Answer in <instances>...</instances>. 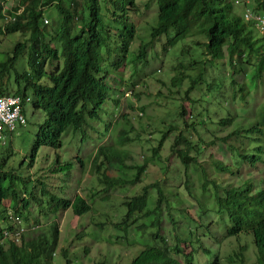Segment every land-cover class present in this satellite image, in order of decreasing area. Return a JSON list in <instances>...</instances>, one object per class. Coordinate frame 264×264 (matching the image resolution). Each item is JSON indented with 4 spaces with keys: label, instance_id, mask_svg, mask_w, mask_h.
Here are the masks:
<instances>
[{
    "label": "trees",
    "instance_id": "trees-1",
    "mask_svg": "<svg viewBox=\"0 0 264 264\" xmlns=\"http://www.w3.org/2000/svg\"><path fill=\"white\" fill-rule=\"evenodd\" d=\"M12 1L14 0H0V36L20 32L22 38L15 44L10 57L0 62V94L8 92L11 69H14L18 57L25 49H28L29 69L26 68L22 72L14 69V80L20 83L14 93L23 97L24 113H26L27 98H30L34 112L42 110L44 119L35 132L37 140L34 142L24 175L13 172L11 169L6 170L5 168L9 165L8 160H0V204L9 197L14 202L13 205L5 207L4 221L8 223L11 219V214L8 212L12 210L17 217L16 221H11L4 227L0 221V240L3 233L2 227L10 232L9 239L5 241L8 247L3 245L4 241L0 242V264H54L53 259L58 252L60 239L59 225L53 222L49 234L42 232L41 229L37 233L40 222L35 216L43 207L44 201L51 200L54 208H71L76 216L94 215L99 207L97 198L100 193L113 186L121 185L122 188L127 184L140 182L141 175L145 171V164L138 165L131 178L125 174L121 177L106 176L108 171L104 170L102 175L99 173L102 185L100 190L92 188L86 195H81L77 193L78 190L72 189V194L68 197L62 194L59 202L55 196L57 194L55 189L59 190L55 183L56 179L65 176L77 178L85 170L82 168L83 161L79 155L76 156V160L66 158L64 137L67 133L74 132L81 134V140L85 139L87 136L85 130H95L90 122L96 123L100 120L98 111L103 108L105 110L108 104L106 99L119 103V99L112 97V88L107 82L110 70H103L102 63L107 55H111L113 50H116L117 55L111 65L114 64L116 70L123 67L125 55L129 53L136 37V25L131 19V13H136L140 5L137 0H81L80 2L70 0L68 4L64 0H30L29 3L21 0L16 6L13 4L10 6ZM152 1L158 6L157 20L152 26L149 40L141 43L136 52L139 59L148 57V45H154L155 40L162 35H166L167 38L165 48L180 39L197 37L192 41V45L203 47L206 64L221 60L222 65L231 68L229 75L234 78L232 83L239 84L238 88L233 90V94L238 95V100H244L240 94L244 87H247L249 91L258 90L257 80L264 74V36L257 35L253 17H247L249 4L246 0ZM255 1L254 12L264 15V0ZM235 2L244 5V14L240 15L234 11ZM69 4L74 6L70 7ZM50 5L56 7L58 17L50 11L45 14L44 8ZM79 7L81 11L78 10ZM6 16L11 18L9 22L5 21ZM55 17L59 18V23L54 28L48 29L45 20ZM107 17L115 26L107 21ZM75 19H79L78 31L74 29ZM200 36L204 37V40H200ZM114 43H117L120 52L118 49H112ZM190 52L191 47H187L182 53L190 54ZM190 63L197 64V61L192 59ZM118 74L121 75V72ZM242 77L246 78L245 82L241 81ZM201 78L202 75H198L192 80V85ZM172 80L175 85V79ZM23 84L24 88L21 89ZM30 87L31 93L28 92ZM114 106L117 107L115 104ZM239 107L243 119L253 112L248 103ZM257 107L258 110L254 114L255 124L251 126L247 119L249 127L244 129L249 138L254 134L251 141L257 140V145L244 149L239 147L242 145L235 146L232 143L231 139L236 138L243 130L237 127L239 124L235 126L237 128L216 136L210 142L221 143L224 149L229 147L233 156L231 158H241L245 162L259 159L260 162L264 161V100L258 102ZM178 117L180 122L171 124L167 131H179L174 137L171 151L186 168L193 164L197 170H201L205 179L203 187L213 185L199 156L194 154V152L198 154L202 152L201 144L206 140L201 136L197 123L192 121V113L188 114L185 106L182 105L178 109ZM228 122L233 123V117L220 120L221 125ZM244 123L240 122V124ZM184 126L187 129H184ZM106 129L109 130L108 125ZM183 130L188 132L183 134ZM133 131L131 124L125 131H117L115 138L119 145L124 142H133L134 138L130 136ZM12 132V129L2 126L0 143L6 144L5 138L9 137L8 140H10ZM195 134L197 137L194 136ZM161 145L162 142H159L156 147H153V156L158 155ZM43 146L54 149L53 158L49 163L44 155L43 163L39 166L37 154ZM99 148V153L108 157L111 162L121 161L119 153L112 144H100ZM75 164H78L80 169L75 168ZM32 167L37 168L32 174H27L29 178L25 175ZM3 178L6 180L4 181ZM84 178L78 179V182L82 183ZM260 180L264 182V177ZM153 188H157V208L162 207L167 196L156 181L144 186L130 197L131 201L128 204L131 211L135 213L143 211L151 195L150 190ZM185 188L187 195L193 194L190 188L195 190V185H191L187 179V173ZM213 202L214 206L204 208L200 211V215L207 216L211 212H216L224 216L226 236H237L242 233L251 235L257 252L256 263L264 264V184L255 189L249 178L237 185L228 183L224 186L222 183L219 191L214 190ZM34 205L37 207L31 209ZM24 211L27 213L22 217ZM131 211L119 224L127 223L133 218ZM30 217L33 219L32 222L29 221ZM27 223H29L28 226ZM201 228L202 236L210 233L206 228ZM193 231L188 239H178L179 243L184 242L183 247L179 243L172 246L176 252L184 253L185 263L172 258L168 247L164 249L148 245L129 264H220L222 262L220 255L209 247H205L203 240ZM12 233L19 236L20 243L12 240L14 238ZM32 233H35L34 236L31 235ZM81 234L84 232L79 235ZM156 236L157 232L152 234L153 238ZM163 239L166 240L165 237ZM246 249L247 244L240 245L234 254L227 256L228 263L245 264ZM59 252L67 257L64 248ZM66 264H70L69 258L66 259Z\"/></svg>",
    "mask_w": 264,
    "mask_h": 264
},
{
    "label": "rangeland",
    "instance_id": "rangeland-1",
    "mask_svg": "<svg viewBox=\"0 0 264 264\" xmlns=\"http://www.w3.org/2000/svg\"><path fill=\"white\" fill-rule=\"evenodd\" d=\"M19 1L21 0H14L9 5L16 6ZM26 1L27 3L30 2V0ZM64 1L67 4L70 2V0ZM73 1L80 2L81 0ZM137 2L140 5L139 10L136 13H131V19L136 25V37L131 44L129 53L125 55L126 60L123 67L116 70V66L111 65L117 55L116 50H113L111 55H107L102 63L103 70H110L107 82L112 88V97L119 99V103L106 99V102L108 101V104H106L107 109L104 110L103 108L98 111L100 120H97L96 123L94 121L90 122L95 130H85V133H87L85 139L81 140V134L74 132H69L64 137L66 158L76 160V156L80 154L83 160L82 168H85V170L77 178L65 176L56 179L55 183H57L59 190L55 189V191L59 195L55 194V196L57 202H59L60 196L65 194L68 197L72 194V189L78 190L77 193L81 195H86L89 189L92 188L100 190L102 187L96 170H107L108 175L112 177H121L124 173L131 178L134 176L135 169L121 171L116 161L110 164L102 162L100 167H95L94 156L100 144H112L113 148L121 155L126 168L129 165L136 166L145 163L146 167L142 180L133 185L112 188L107 193H100L97 198L99 203L97 212L87 217L76 216L71 208H54L51 200L49 202L44 201L43 207L35 216L40 222L37 233L41 229L42 232L49 234L53 222L59 225L60 239L58 252L53 259L54 264H66L67 258H69L70 264H128L133 256L146 246L147 238L157 229L156 225L153 224L160 215L156 209V189L151 191L148 204L144 210V212L149 213L139 218L128 231L122 227L116 228L111 224L122 222L127 215L128 208L123 203L124 198L133 196L144 185L157 180L167 191V201L170 209L165 206L162 208V234L167 237L169 244L177 242L178 237L187 238V222L192 219L194 223L199 222L197 227L202 226L210 231L209 234L202 236L203 245L220 255V259H222L220 264H229L227 256L234 254L240 245L245 243L247 244L245 264H257V252L252 237L247 234L226 236L224 216L216 212H211L207 216L200 215L199 202H189L187 200V190L184 185L187 173V178L189 177L192 184L195 185V190L190 188L193 191L192 196L197 199L205 195L206 197H202L203 199L206 198L203 206L204 208H210L214 206V190L219 191L222 183L224 186L228 183L237 185L249 178L252 180L255 189L264 184L260 180L264 177V161L260 162L259 159L245 162L241 158H231L230 153L232 152L229 147L224 149L223 144L210 142L216 136L240 127L243 130L238 133L236 138L231 139L235 146L242 145L239 147L245 149L258 144L257 140L251 141L254 134L249 138L244 129L248 128L249 124L252 126L256 122L254 114L258 110L257 103L264 100V74L257 80L258 90L255 92L249 91L247 87H244L240 93L244 100H238V95L233 94V90L237 89L239 84L234 85L232 83L234 78L229 75L231 68L222 65L221 60L206 64L207 59L204 57L203 47L192 45V41L197 37L180 39L165 48L167 38L166 35L161 36L160 39L155 41V45L152 47L148 45V57L139 59L136 52L140 44L147 42L150 38L152 26L157 20L158 6L152 0H137ZM255 2V0H249L248 6L253 11L256 8ZM69 6L73 7L74 5L69 4ZM44 10L46 11L45 14L50 11L58 17L54 5L47 6ZM78 10L81 11L82 9L79 7ZM234 11L242 15L245 12V7L243 4H235ZM57 17L48 18V29L54 28L59 23ZM107 21H110V19L108 18ZM110 23L115 26L113 22L110 21ZM74 29L76 31L80 29L79 19H75ZM256 33L258 36H264L258 30H256ZM200 37V40H204V37ZM21 38L20 32L0 36V62L5 61L11 55L16 46L15 44ZM187 47H191L190 54H183V49L186 50ZM112 49H118L117 43L113 44ZM27 57L28 54L25 51L15 63L14 69L19 72L25 71L26 68L29 69ZM192 59L196 60L197 64H191ZM14 69H11L10 75V84L13 86L9 85V91L12 92L20 84L14 80ZM119 72H121V75L118 74ZM200 74L202 75L201 80L192 85V80ZM172 79H175V85ZM245 80L246 78L242 77L241 81L245 82ZM20 88L23 89L24 84ZM128 91H131L132 94L127 96ZM28 92H32L31 87ZM106 95L108 97V93ZM247 103L251 106L253 112L243 119L239 106ZM182 105L185 106L188 114L192 113V121L197 123L201 136L206 140L201 144L203 147L202 152L199 154L194 152V154L199 156V160L203 163L213 185L203 187L205 179L201 170H197L193 164L186 168L177 155L170 150L174 137L179 131H167L171 124L180 122L178 109ZM141 111L142 115L139 116L138 112ZM26 117L27 124H17L10 140H8V137L5 138L6 144L0 143V160L7 159L9 164L5 169H11V171L21 175L25 174V168L31 158L33 145L37 140L35 132L43 122L44 113L42 110L34 112L32 104L29 102L26 105ZM188 117L190 116L188 115ZM231 117H233V123L220 124L222 118ZM247 119H249V124L246 121ZM240 122L245 123L240 124ZM129 124L134 128V131L130 133V136L134 138V142H124L119 145L115 138L116 132L125 131ZM106 125H108L109 130L106 129ZM184 129H187V127L184 126ZM184 132L187 133L188 131L183 130V134H185ZM194 136L197 137L196 134ZM159 142H162L160 156L157 155L153 158L152 149L150 148L157 146ZM53 151L54 149L51 147H41L37 154V165L40 166V163L42 165L44 155L50 163L53 158ZM74 167L80 169L78 164H75ZM36 168H30L25 176L32 174ZM82 177L89 178H84L83 182L79 183L78 179ZM3 180L5 181L6 178H3ZM171 189L173 192H171ZM104 195L107 196V199L102 198ZM13 203L9 197L0 204V221L3 227L11 223V220L5 223L4 211L5 207L11 206ZM36 205L32 206L31 209L36 208ZM11 213H14V210ZM25 213L27 212L22 213V217ZM169 215L174 216L176 223L168 220ZM29 221H33L32 217ZM184 225H186L185 231L182 229ZM81 232H84V234L79 235ZM193 232L196 235L202 233L201 229ZM34 234L31 235L34 236ZM2 240L5 242L8 239L3 237ZM158 240L156 243H158ZM148 242L153 243L152 240ZM3 245L8 247L7 242ZM62 248L66 250L67 257L59 252Z\"/></svg>",
    "mask_w": 264,
    "mask_h": 264
},
{
    "label": "clouds",
    "instance_id": "clouds-1",
    "mask_svg": "<svg viewBox=\"0 0 264 264\" xmlns=\"http://www.w3.org/2000/svg\"><path fill=\"white\" fill-rule=\"evenodd\" d=\"M247 2H248V4H249V0H246ZM235 4H237V2H235ZM248 14H249V17L248 18H251V17H253V22L255 23V26H256V29L260 32V33H262V34H264V15L263 14H260L259 12H254L252 9H250V7H249V10H248ZM7 17H9V16H6V19H5V21L6 22H9V21H7ZM48 20V19H47ZM49 21V20H48ZM47 23V22H46ZM5 36V35H4ZM162 36H164V35H162ZM161 37V36H160ZM160 37H158L157 39H160ZM193 38V37H192ZM156 39V40H157ZM1 40V39H0ZM155 40V41H156ZM154 45H155V43H154ZM150 46V45H149ZM153 45H151V47H152ZM150 47V48H151ZM25 51H27V54H28V50L26 49ZM24 51V52H25ZM23 52V53H24ZM29 56V55H28ZM10 57V56H9ZM8 57V58H9ZM20 57V56H19ZM19 57H18V59H19ZM7 58V59H8ZM17 59V60H18ZM27 59H28V57H27ZM17 60H16V62H17ZM15 62V63H16ZM27 64H28V60H27ZM15 65V64H14ZM29 66V65H28ZM10 75H11V72H10ZM10 75H9V78H10ZM9 81V85L12 87L13 85L12 84H10L11 82H10V79L8 80ZM8 85V86H9ZM130 94H132V92L131 91H128L127 93H126V95L128 96V95H130ZM0 98H10L11 100H9V101H11V102H13L12 103V106L10 107V122H9V126H7V125H4V126H7L8 128H10V129H12V130H14L15 129V127H16V125L17 124H21V125H25V124H27V117H26V113H24L23 112V97L21 96V95H19V94H15L14 92H12V91H9L8 90V92L7 93H4V94H0ZM30 102V98H27V103H29ZM18 110V111H17ZM139 113V116H141L142 115V111L141 112H138ZM103 135H105V134H103ZM102 136V135H101ZM106 136H108V135H106ZM134 142V141H133ZM138 146V145H137ZM140 147V146H139ZM153 147H156V146H153ZM153 147H151L150 149H152V157L153 158H155V157H157V155L156 156H153V153H154V151H153ZM141 148V147H140ZM142 149V148H141ZM99 150H100V148H99V146L97 147V149H96V153H95V156H94V162H96V165H99L100 166V163H102V162H106L107 164H110V163H112L110 160H109V158L108 157H105L103 154H100L99 153ZM171 150V149H170ZM142 151H143V149H142ZM158 155L160 156V152L158 153ZM79 156H80V154H79ZM230 156H232L231 155V153H230ZM81 157V156H80ZM233 157V156H232ZM119 159L121 160V161H118V160H116V162L119 164V168H120V170L121 171H124V170H126V169H135L136 170V166H138V165H136V166H132V165H129V167H127L126 168V166L124 165L125 163L123 162V159H122V157H121V155L119 154ZM81 160H82V157H81ZM83 161V160H82ZM145 164V163H144ZM95 165V167H97ZM143 165V164H142ZM146 165V164H145ZM146 167V166H145ZM98 168V167H97ZM104 170H101V171H99V170H96V172H97V174H98V177H99V173L102 175V172H103ZM145 172V171H144ZM144 172L142 173V175H141V180H142V176H143V174H144ZM125 174V173H124ZM106 176H109V175H106ZM102 177V176H101ZM187 179H189V182H190V184L191 185H193L194 186V184H192V182L190 181V178L188 177ZM99 181H100V179H99ZM157 181V180H156ZM155 181V182H156ZM186 181V180H185ZM157 182H159V181H157ZM154 183V182H153ZM100 184H101V182H100ZM135 184V183H134ZM150 184V183H149ZM127 185H129V184H127ZM131 185H133V184H131ZM146 185H148V184H146ZM146 185H144V186H146ZM159 185H160V187L165 191V194H166V196H167V191L161 186V184H160V182H159ZM143 186V187H144ZM185 186V185H184ZM101 187H102V185H101ZM121 187V185L120 186H113V187H111V188H109L107 191H103V193H107L109 190H111L112 188H120ZM142 187V188H143ZM153 189H156V192H157V188H153ZM153 189H151L150 190V193H151V191L153 190ZM171 192H173L172 191V189H171ZM170 192V193H171ZM105 196V198H103V199H107V196L106 195H104ZM103 197V196H102ZM130 197H132V196H127L126 198H124L123 199V203L127 206V208H128V211L127 212H129V211H131V208H130V206H129V204H128V202H130L131 201V199H130ZM202 197H206L205 195H202V196H200L199 198H197V199H195L193 196H192V194H188L187 196H186V198H187V200L189 201V202H196V201H198L199 202V208H200V211L201 210H203L204 209V202H205V199H203ZM149 198H150V195H149ZM167 199H168V197H167ZM167 199L165 200V202H164V204L162 205V207L161 208H157V194H156V209L159 211V213H160V215H159V217L153 222V224H155L156 225V231L155 232H153V233H156L157 232V236L155 237V238H153L152 237V234L153 233H151L150 235H149V237L147 238V241H146V246L143 248V249H141L136 255H134L133 256V258H132V260L142 251V250H144V249H146V247L148 246V245H155V246H157V247H162V248H164L165 249V247H168L169 248V254L171 255V257L172 258H176V259H178L181 263H185V255H184V253L183 252H176L175 250H174V248L172 247V246H175L176 244H178L179 243V241H178V239H181V240H183V239H188L189 238V236H190V234H191V232L194 230V231H196L197 230V228L198 229H201V232H202V226H201V224H200V226L201 227H197L198 226V224H199V222L198 223H194L193 221H192V219L191 220H189L188 222H187V238L185 237H178V239H177V242H175L174 244H169L168 242H167V237L166 236H164L163 234H162V229H163V224H162V220H163V210H162V208H163V206H165V207H167V209H170L169 207H168V205H167V203H168V201H167ZM148 201H149V199H148ZM148 204V203H147ZM147 206V205H146ZM146 208V207H145ZM145 208L143 209V211H141V212H137V213H135V212H133V211H131L132 213H133V218L130 220V221H128L127 223H123V224H119V223H112L111 225H113L114 227H118V228H124L126 231H128V229L130 228V227H132V225L133 224H135L136 223V221L139 219V218H141V217H143L145 214H148L149 212H144V210H145ZM8 214H11V221H16V219H17V217H16V213L14 214V213H11V212H8ZM173 215H169L167 218H168V220L169 221H172V222H174V223H176V219L174 218V216H173V218H170V217H172ZM123 221V220H122ZM121 223V222H120ZM190 228V229H189ZM182 229L185 231V229H186V225H184L183 227H182ZM2 230H3V233H2V238L3 237H7V239H9V237L8 236H10V232H9V230L8 229H6V228H3L2 227ZM192 230V231H191ZM12 234H14V233H12ZM244 233H242V234H239V235H237V236H240V235H243ZM247 235H249V234H247ZM197 237H199V238H201L202 239V233L201 234H197L196 235ZM251 236V235H250ZM163 237H165L166 238V240H164L163 239ZM252 237V236H251ZM2 238H1V242L3 241L2 240ZM159 239V240H158ZM12 240H14L16 243H20V240H19V236L17 235V234H14V238L12 239ZM150 240H152L153 241V243H149L148 241H150ZM157 240H158V243H156L157 242ZM252 241H253V238H252ZM134 243V242H133ZM180 244V246L181 247H183L184 246V242H180L179 243ZM246 244V243H245ZM185 246L187 247V244L185 243ZM186 249V251H187V248H185ZM131 260V261H132ZM130 261V262H131ZM129 262V263H130ZM128 263V264H129Z\"/></svg>",
    "mask_w": 264,
    "mask_h": 264
},
{
    "label": "built area",
    "instance_id": "built-area-1",
    "mask_svg": "<svg viewBox=\"0 0 264 264\" xmlns=\"http://www.w3.org/2000/svg\"><path fill=\"white\" fill-rule=\"evenodd\" d=\"M247 17H249V14H247ZM10 19H11L10 17H7V21H9ZM45 22H48V20L46 19ZM9 100L11 99L10 98H0V129L4 125L9 126V122L11 120L9 115H10V107L12 106L13 102Z\"/></svg>",
    "mask_w": 264,
    "mask_h": 264
},
{
    "label": "bare ground",
    "instance_id": "bare-ground-1",
    "mask_svg": "<svg viewBox=\"0 0 264 264\" xmlns=\"http://www.w3.org/2000/svg\"><path fill=\"white\" fill-rule=\"evenodd\" d=\"M16 225V224H15ZM22 225H24V224H22ZM7 227V226H6Z\"/></svg>",
    "mask_w": 264,
    "mask_h": 264
}]
</instances>
